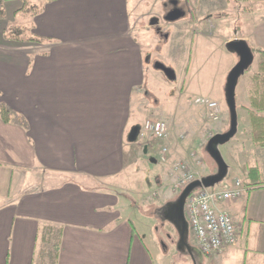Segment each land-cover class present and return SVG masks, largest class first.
<instances>
[{
  "label": "crops",
  "instance_id": "crops-1",
  "mask_svg": "<svg viewBox=\"0 0 264 264\" xmlns=\"http://www.w3.org/2000/svg\"><path fill=\"white\" fill-rule=\"evenodd\" d=\"M0 1L7 16L0 19V106L28 123L25 129L0 117V264H264V146L254 142L251 120L249 142L227 165L228 182L210 188L237 179L245 187L241 199L221 206L239 230L235 245L215 256L198 249L181 194L168 187L171 166L155 178L158 197L125 196L121 184L144 161L145 142L135 143L143 138L134 130L149 116L135 103L146 86L148 37L137 34L136 19L146 0H27L39 9L29 23L42 43L7 39L5 29L25 0ZM238 3L226 10L242 13L243 27L229 25L224 40L238 36L262 61L264 4ZM209 6L192 12L200 21L189 30L192 41L210 34L201 26L212 20ZM250 97L249 119L256 112ZM174 126L171 165L190 161L184 149L194 145L177 142ZM191 133L195 139L202 132Z\"/></svg>",
  "mask_w": 264,
  "mask_h": 264
},
{
  "label": "rangeland",
  "instance_id": "rangeland-1",
  "mask_svg": "<svg viewBox=\"0 0 264 264\" xmlns=\"http://www.w3.org/2000/svg\"><path fill=\"white\" fill-rule=\"evenodd\" d=\"M235 1L239 2V0H146V4L139 7L136 13L137 21L141 22L137 34H140V32L147 34L148 43L143 48L146 58L145 92L135 98V103L137 106L141 104L145 114H147L146 111H149V116L144 117L146 120L161 118L166 121L169 128H172L175 124L176 127H174L179 129L176 130L181 131L180 135L174 136L177 142L184 143V146L187 147L188 143L190 144L193 141L192 149L186 148L184 151H190V157L195 152L197 160H200L201 164L197 165L192 158L190 161L180 160L179 162L190 163L193 170L203 177L211 171L215 175L218 173V164L208 150L207 140H210L215 133L223 134L231 128V113L227 100V83L230 75L228 71L230 65H234L231 68L233 70L239 63L233 64L234 58H239L240 61V57L230 48L229 43L225 42L224 37L229 34L230 30L227 28L229 25H236L237 28H240L244 24L242 13L231 15L229 13V11L240 7V3L237 4ZM242 2H244L242 3L243 6L248 7L264 4V1ZM207 4L214 10L210 17V20H212L209 22L207 18L201 21V26H203L202 31L206 30L210 34L208 33V37L198 35L192 41L191 36L188 34L189 30L193 28L192 26L196 27L195 24L198 22L200 23L197 20L196 13L192 12L195 11V8L204 9ZM228 8L229 11H227ZM177 11H182L183 16L177 21H169L170 15ZM29 22V14L21 13V15H17L15 21H11V24L14 29H24L23 33L28 35L32 34ZM25 28L30 31H25ZM252 55L253 61L245 72L238 77L234 91L236 133L229 141L217 144L214 147L226 165H230L229 163L236 158L238 146L241 143L249 142V138H251L250 109H246L245 106L249 105L251 95L252 83L250 77L259 72L261 63L257 52L252 51ZM157 64L171 70L174 78H168L162 71L157 70L155 67ZM212 99L220 102L223 109L221 120L217 123L208 119L204 104L206 100L214 101ZM159 108H161L163 114L162 117L158 118ZM191 131L194 133L201 131L203 136L200 135L201 137L197 136L194 139ZM170 133L171 137L168 143L161 142L151 135L135 140L137 144L145 142L143 149L141 148L142 151L139 149L144 161L139 163L140 171H132L134 173L131 172L132 175H128L129 178L124 182L125 184H121L125 186V196L129 194L131 200L134 201L135 196L132 198L133 194L158 197L159 186L155 182V178H164L168 167L171 166L170 171H173L175 165H171L173 153L170 155V150L175 147L172 129ZM179 136H184V140L180 139ZM165 145H169L167 161L163 162L155 157L156 162H152L154 158L153 150L159 149V157L160 149ZM170 171L167 175L173 179V182H170L168 187L174 195L178 196L181 192L175 191V176L171 175L172 171ZM231 171V168H229L225 178L215 186L228 182ZM149 182L153 186H149Z\"/></svg>",
  "mask_w": 264,
  "mask_h": 264
},
{
  "label": "built area",
  "instance_id": "built-area-1",
  "mask_svg": "<svg viewBox=\"0 0 264 264\" xmlns=\"http://www.w3.org/2000/svg\"><path fill=\"white\" fill-rule=\"evenodd\" d=\"M238 40L240 38L235 36L230 42ZM204 104L208 119L211 122H219L223 114L220 104L208 100ZM148 135H153L164 143H168L171 137L167 123L153 119L145 122L140 133L142 138ZM179 138L184 140L185 137L179 136ZM168 146H162L160 149L159 159L163 162L167 161ZM191 158L197 165L201 164V161L197 160L195 152L191 154ZM192 167L188 162H178L174 165L171 175L175 176V191L182 192L190 184L203 180V176H199ZM244 194L245 187L237 179L231 184L224 185L221 189L198 188L187 198L185 205L186 217L196 246L205 256H215L224 248L237 243L239 230L235 219L229 211L221 209V206L241 199Z\"/></svg>",
  "mask_w": 264,
  "mask_h": 264
},
{
  "label": "water",
  "instance_id": "water-1",
  "mask_svg": "<svg viewBox=\"0 0 264 264\" xmlns=\"http://www.w3.org/2000/svg\"><path fill=\"white\" fill-rule=\"evenodd\" d=\"M182 15H183L182 12H179L178 14H173L169 17V21L178 20L179 18L182 17ZM229 46L240 57L239 63L230 72L227 83V100L231 113V128L226 133L215 135L208 142V150L211 156L215 159V161L218 164V173L213 177L203 178L201 182L200 181L194 182L190 184L188 187H186L185 190L181 193L180 202H179L180 209H182L183 206H185L187 198L191 195L193 191L201 187L206 189L212 188L216 184L220 183L227 174V165L221 158L220 154L214 149V147L217 144H221L229 141L230 138L236 133L237 122H236V110H235V99H234L236 82L238 77L245 72L246 68L249 67L253 61L252 52L245 41L238 40V41L230 42ZM155 67L157 68V70L162 71L168 78L171 79L174 78L173 72L165 68L163 65L157 64ZM139 132H140V127L135 128L134 134L136 136L139 134ZM153 161L156 162V160L154 159Z\"/></svg>",
  "mask_w": 264,
  "mask_h": 264
},
{
  "label": "trees",
  "instance_id": "trees-1",
  "mask_svg": "<svg viewBox=\"0 0 264 264\" xmlns=\"http://www.w3.org/2000/svg\"><path fill=\"white\" fill-rule=\"evenodd\" d=\"M239 1H264V0H239ZM22 13L35 15L39 12L38 8L32 7L27 0L24 1ZM0 19H7L4 4L0 1ZM25 31H30L25 28ZM24 29H14L11 23L8 24L5 29V37L12 41L19 42H37L42 43L41 38L36 37L33 34H24ZM264 54V52H262ZM250 104L253 110L250 114V120L252 125L253 140L258 146H264V116L257 114L258 112L264 111V59L261 61L260 70L252 77V89ZM0 117L3 122L7 124H14L21 126L25 129L28 128L27 121L18 113L13 111L11 108L2 104L0 106ZM221 134V133H219Z\"/></svg>",
  "mask_w": 264,
  "mask_h": 264
},
{
  "label": "flooded vegetation",
  "instance_id": "flooded-vegetation-1",
  "mask_svg": "<svg viewBox=\"0 0 264 264\" xmlns=\"http://www.w3.org/2000/svg\"><path fill=\"white\" fill-rule=\"evenodd\" d=\"M178 13H179V11H177V12H174V14H178ZM171 15H173V13H172ZM171 15H170V16H171Z\"/></svg>",
  "mask_w": 264,
  "mask_h": 264
}]
</instances>
